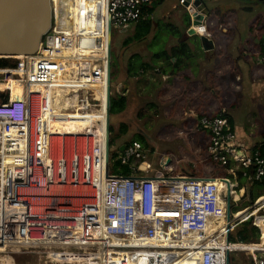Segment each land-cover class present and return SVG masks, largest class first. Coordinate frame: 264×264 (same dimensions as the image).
<instances>
[{
  "label": "built area",
  "instance_id": "1",
  "mask_svg": "<svg viewBox=\"0 0 264 264\" xmlns=\"http://www.w3.org/2000/svg\"><path fill=\"white\" fill-rule=\"evenodd\" d=\"M51 1L56 20L40 48L3 58L14 61L0 66V264L29 251L50 264H227V253L236 252L250 253V264H264V252L234 249L227 238L221 242L220 229L209 233L221 212L226 218L222 182L172 170L168 155L139 141L124 143L122 151L112 144L108 167L106 48L94 49L95 40L58 30L61 0ZM105 3L108 28L110 23L123 29L152 0ZM194 29L209 33L206 25ZM259 61L264 67V56ZM17 83L22 90L15 96ZM198 126L210 135L212 161L230 165L229 175L241 169L248 182L264 181V155L242 154L227 117L202 116ZM150 156L159 159V169ZM111 159L117 169L128 167L129 175L113 172ZM263 198L244 209L260 213ZM251 218L260 241L255 215L238 219L235 228ZM51 253L62 254L63 261Z\"/></svg>",
  "mask_w": 264,
  "mask_h": 264
},
{
  "label": "crops",
  "instance_id": "2",
  "mask_svg": "<svg viewBox=\"0 0 264 264\" xmlns=\"http://www.w3.org/2000/svg\"><path fill=\"white\" fill-rule=\"evenodd\" d=\"M185 1L188 0H175V2H168V0H152L151 5L145 8L144 15L141 18H147L151 23L150 33L154 34L153 37L163 31L166 41L163 42L161 50L170 53L173 48L180 46L181 42L186 43L189 51L185 52V50H182L178 55V59L176 57L171 59L173 65L178 63L177 71L171 74L174 69L167 68V73L164 74L159 70V67L164 66L165 62L164 60H158L155 57L154 48L150 43L145 44V50H147L148 53H139L142 49L139 45L143 44L144 39L149 35H146L142 40L133 39L126 42V40L134 38L137 35L135 32L125 38L120 47L119 52L121 55L129 54L127 64L125 65L126 75L125 78L122 79V82H124L125 79L135 82L139 77L142 78L148 76L149 73H158L156 79L154 77H148L149 82L158 81L170 84L171 82L175 83L176 79V83L182 79L181 88L184 89L185 92L194 91L196 89V94L199 97L198 101L195 106L193 104L191 108L186 107L185 104L182 108L181 106L178 107V111H176L178 114V122L176 125L182 124L184 126L185 129L179 130L177 134L184 137L190 145L194 144L197 149L194 148L192 151L190 149V152L186 150L183 152V155L177 159L180 161L184 159L185 167L189 166L194 170L197 168L202 170V176L200 177L205 178L211 174H206L204 168H201V165L199 166V164L208 165L210 163L211 157L207 153L210 135L207 131L199 129L198 122L200 117L227 114V116L222 117H227L229 122L231 121L230 124H232V130L237 136L238 143L242 146L243 155L250 153L251 151H259L258 148L264 141V133L261 134L254 128L247 129L244 120L239 119L238 114L236 113L242 105V103H240L241 98L247 99L250 103L251 100L256 103L260 93L262 91L264 92V67L261 65L258 57V53H260L261 49L258 46L257 41H254V34L251 31L253 19L260 13L257 8L258 1L260 0L253 1L256 5H254V9L252 8V12L242 10L243 7L249 5L248 3H245V1L204 0L210 9L206 28L208 26V20L215 15L217 16L213 19L215 23L221 22V20L225 18L226 13H230L229 11H233L236 15L235 22H229L230 27L222 26L221 24L217 27V31L220 32L219 37L223 35L222 37L224 38L216 40L211 33H208V35L214 40V47L208 51L203 49L198 36H191L188 34V29L191 26V15L188 10L189 7L184 4ZM95 2L97 5L100 2V7L104 4V0H96ZM164 4H166L165 7ZM68 19H70V15ZM65 25L70 26V24L66 23ZM211 25L213 24L211 23ZM169 42H172L173 44H168ZM141 65H146V68L142 69ZM225 80H228V82H234L233 91L235 93L226 90L222 94L224 96H220L218 93V89H220L219 83H225ZM124 87L125 90L119 95L127 97L124 92H133V89L131 87ZM120 89L121 88L119 87L118 93L120 92ZM148 148H150L152 152L155 151L152 146ZM193 151H195L197 158L189 160L186 156L187 154H192ZM149 159V161L154 164L153 167L159 169V159L153 156H150ZM210 167L214 168L211 164ZM211 170L212 169H210L209 172H211ZM180 171L181 170L178 168L177 172ZM247 185L248 183H246V189ZM221 189L223 194H225V191H227V185L222 183ZM244 192H246V190ZM234 198H238L237 193L234 195ZM248 210H250L249 213ZM258 210L259 209L257 208L239 210L234 219H236L238 214H243V218H237L243 220L250 215L258 213ZM260 216L264 215H259L257 218L259 227ZM217 221H224L222 227H220L221 230L219 231L221 233L222 241L224 239L226 231L225 227L227 225V219L223 216V212H221L220 216L215 221H212V224L210 225L212 231L218 230L215 225ZM241 246H243V248L240 249L242 251L244 248L248 247L244 245Z\"/></svg>",
  "mask_w": 264,
  "mask_h": 264
},
{
  "label": "rangeland",
  "instance_id": "3",
  "mask_svg": "<svg viewBox=\"0 0 264 264\" xmlns=\"http://www.w3.org/2000/svg\"><path fill=\"white\" fill-rule=\"evenodd\" d=\"M73 1L74 0H71V2ZM95 1L96 0H94V2L93 1L90 2L91 7L93 9H97V4ZM170 1L175 2V0H168V2ZM56 2L58 5V1ZM65 4L67 7H65ZM166 4H164V7ZM51 5H52V1H51ZM68 5L69 3H67L66 0H61V7L67 8L66 11H63V16L66 17L64 18L65 21L64 22L59 21L61 26H64V27H68L67 25H65V23L71 24L68 19L69 14L74 13L73 11L74 7L73 6L69 7ZM51 10H52L53 19L56 20V15L52 9V6H51ZM258 11L260 12L261 10H258ZM262 12L264 13V11ZM95 15L96 17L99 16L98 14H95ZM59 17H61V15ZM70 18H72L73 20V16ZM89 19H93V18L89 17ZM137 21H135L136 23L134 22L130 24L127 28H123V29L115 28V27L112 28V38H111L112 96L115 94L123 93V91L125 90L124 86L129 87V88L131 87L133 89V92H126V91L124 92L128 98V106L126 110L120 114L111 115L110 125H111L112 144L119 145V144L128 143L129 141H134L137 138L138 139L142 138L145 142V145L149 147L152 146V148L155 150V152H157L158 155L170 156L172 158L170 164L172 167H174V170L175 169L178 170L179 168L184 174H188V173L190 174L191 167L189 166L185 167V163H184L185 161H183L184 159L180 161L177 158L181 157L184 151L186 150L189 151L190 149L192 151V149L194 148L197 149V147H195L194 144L190 145V143L186 141L184 137L177 134L179 130H184L185 128L182 124L176 125V123L178 122V119H177L178 114L176 113V111H178L179 106H181L182 108L184 104L188 108H191L193 104L195 106L196 102L199 99L195 91L196 89L194 91L185 92L184 89L181 88L182 79L178 83H176L177 81L176 79L175 83L171 82L170 84H167L166 82L161 83L158 81L149 82L148 77H154L156 79L158 73H154V74L149 73L148 76H144L142 78L139 77L137 81L135 82L132 80H127V79H125V81L122 82V79H124L126 75L125 65L127 64L129 54L121 55L119 51H120L121 44L125 38L129 37L135 32L137 34L142 32L143 25L142 23H140L139 21L137 22ZM78 22L80 23V21ZM213 27L215 29L216 26L214 25ZM153 36L154 34H150L146 39H144L143 44L139 45L142 48L139 53L141 54L148 53V51L145 50L146 43L147 44L150 43V45L153 46L155 52L160 51L162 49L163 42L166 41L163 31L157 34V36L155 37ZM222 36L221 37L218 36V37L224 38ZM168 44H173V43L169 42ZM125 53H128V52H125ZM13 61L14 59L9 60V64L12 63ZM159 70L162 72V66L159 67ZM232 83H233V86H232ZM219 85H220V89H218V93L220 96H224L222 94L226 90L228 92L230 90L231 92L233 91V88H234V82H228V80L225 83L220 82ZM119 87L121 89H120V92L118 93ZM263 93H264L263 91L260 93V96L258 97L256 103H254L253 100H251V103H250V101H248L247 99L241 98L240 103H242V105L240 106V108L238 107L239 110L238 112H236L238 114V118L243 119L244 122L246 123L247 129L254 128L258 130L261 134L264 133V94ZM124 125L126 126V129H127L126 132H122V128ZM114 149H115V146H112L110 149L112 153ZM195 151H193L192 154H187L186 157H188L189 160L196 159L197 156L195 154ZM114 164L115 162L111 159L112 169L115 167ZM203 167H204V172L206 171V174H212L213 171L215 173L218 172L216 168H213V170L209 172V170L212 169L210 167V164L203 165ZM229 179L235 184L234 177H229ZM237 182L238 184H237V187L235 188V192L237 193L238 198L235 199L233 202V208H234L233 211L237 209H242L244 207L246 208L247 206L250 205L249 196L248 194H246V192L250 193L249 191L250 186L247 185V189H246L245 187L246 182L243 183L244 185H241L239 181ZM241 190L243 191L246 190V192H244L243 195H241V192H240ZM261 190L262 189L259 190L260 191L259 194L264 193ZM225 206H226V203H225ZM249 212L250 210H248V213ZM263 213H264V210L261 211L259 214H263ZM257 221H254V222L256 223ZM217 222H220V221H217ZM217 222L215 225L218 229H220L224 221H221L222 224L220 226H217ZM232 224H233L232 225L233 226L232 231H233V229L235 228V222H232ZM263 224H264V216L260 218V225H263ZM219 234L221 233L219 232ZM259 244H262V243H259ZM13 256H14V261H15L14 264H50L45 258L42 257V255L34 251H29L25 253H17ZM230 256H231V262L239 263V264H248V262L243 261L244 259L251 260V254L245 253V252L232 253ZM258 256H260V254ZM52 258L57 261H61V262L63 261V258L61 257H57V258L52 257Z\"/></svg>",
  "mask_w": 264,
  "mask_h": 264
},
{
  "label": "water",
  "instance_id": "4",
  "mask_svg": "<svg viewBox=\"0 0 264 264\" xmlns=\"http://www.w3.org/2000/svg\"><path fill=\"white\" fill-rule=\"evenodd\" d=\"M264 1V0H260ZM186 6L192 7L194 12L191 16V26L188 34L198 36L204 50L208 51L214 47V40L208 34H199L194 28L205 26L210 15L209 6L204 0H188L185 1ZM51 13V0H0V58H14L18 55L33 54L39 48L40 40H44L46 34L51 30L49 16ZM62 7V13L65 11ZM109 64H108V140H107V163L109 167V154L112 145L111 140V65H112V49L111 38L112 28L109 23ZM121 151L124 149L122 145ZM171 157H167V165L171 163ZM142 168V167H141ZM174 170V167H172ZM189 175L192 176L190 173ZM206 181L225 182L228 185L225 193L226 202V219L231 221L233 217V191L236 187L230 179L223 177L203 178ZM232 186V188H231ZM230 187V189H229ZM243 190H241L242 192ZM244 192V191H243ZM243 195V194H242ZM236 220V219H235ZM238 220V219H237ZM236 220V221H237ZM227 241H230L231 230L227 227ZM227 264H231V256L227 253Z\"/></svg>",
  "mask_w": 264,
  "mask_h": 264
},
{
  "label": "trees",
  "instance_id": "5",
  "mask_svg": "<svg viewBox=\"0 0 264 264\" xmlns=\"http://www.w3.org/2000/svg\"><path fill=\"white\" fill-rule=\"evenodd\" d=\"M240 1L241 2L245 1V3L249 4L248 6L243 7V9H242L243 11L245 10L247 12H252V8L254 9V5H256L254 3L255 0H240ZM257 5H258L257 8L259 10H261V11H260L259 15L254 17L253 22L251 24V31L254 34V36H253L254 37V41L255 40L257 41L258 46L261 49L260 53H258V57L260 58V57L264 56V48L262 46V44L264 42V13L262 12V11H264V1H258ZM239 10H241V9H239ZM229 12H230L229 14H228V12L226 13L225 18L222 19L221 22H219V23H215L213 21V19H214V17L216 15L213 16L210 20H208L207 31L209 33H211L216 40H219L218 36H219L220 32L217 31V27L219 26V24H221L222 26L230 27L229 22L230 21H234L235 22V18H236L235 13L233 11H229ZM64 18H66V17H64ZM141 18L139 19V22L142 23V25H143L142 32L137 34L134 38L126 40V42H129L130 40H133V39L142 40V39L145 38L146 35L148 36V35L151 34L150 33L151 32V23L149 22V20L147 18H145V19H141ZM88 20L89 21L95 20L96 22H98V18L96 16L93 19H88ZM211 23L213 25H211ZM214 25L216 26L215 29L213 27ZM41 44H42V42L40 43V46H41ZM182 50H185V52L189 51L188 46L184 42H181L180 46L173 48L170 53H167L164 50H160L159 52L158 51L155 52V54H154L155 57L158 60H164V62H165V65L162 66V73L166 74L167 73V68L174 69V70H172L171 74H173L174 72L177 71L178 63L173 65L171 59L173 57H176L178 59V55H179L180 52H182ZM16 57H20V56H16ZM8 64H9V60L8 59H0V66H7ZM141 68L145 69L146 65H141ZM127 106H128V98L126 96H121L119 94L113 95L112 96V101H111V115H117V114H120V113L124 112L126 110ZM216 116H227V114H221V115H215V116H209V117H216ZM230 123H231V121H230ZM126 131H127V129H126V126L124 125L123 128H122V132H126ZM134 141H139L145 147H149V146L145 145V142H144V140L142 138H139V139L137 138ZM130 142H132V141H129L128 143H130ZM258 149L264 155V141L262 142V145ZM209 164H211L214 168H216L218 170V172L215 173L213 171V173L210 176L205 177V178H212V177H218V176L219 177H237L238 181H239V183H241V185H244L243 183H245V182L248 183V185L250 186V189H249L250 193L246 192V194H248V196H249L250 206L253 205L254 201L258 197L264 195V193L259 194V192H260L259 190L260 189H262L261 191L264 192V181L248 182V180H245L243 178L242 170L236 171L235 175H229L227 173V169L230 168L229 167L230 165L229 166L228 165L227 166H220L217 163H215L214 161H212L211 159H210V163ZM200 165H201V168H202L204 164H199V166ZM212 170H213V168H212ZM113 172L121 174V175H129L130 169L128 167H126V166H121L120 169H117V165H116L114 167ZM191 174L194 177H200V176H202V170H200L199 168H197L195 170L191 169ZM254 215H255V219H256L255 221H257L258 216L259 215H264V214L255 213ZM262 217L263 216L259 217V221H260V218H262ZM247 218H245V219H247ZM245 219H243V220H245ZM221 224H222L221 221L217 223L218 226H220ZM260 229L262 231V236H261V239L259 241V236H260L259 230L253 224V218H251V219L239 224L235 229H233V231H232L233 235L231 234L230 241L232 243L239 242L241 244H249V243L259 244L261 242H264V224L260 225ZM243 261L244 262H248V264H250V262H251V260H246V259H244ZM231 263L232 264H239V263H234V262H231Z\"/></svg>",
  "mask_w": 264,
  "mask_h": 264
},
{
  "label": "bare ground",
  "instance_id": "6",
  "mask_svg": "<svg viewBox=\"0 0 264 264\" xmlns=\"http://www.w3.org/2000/svg\"><path fill=\"white\" fill-rule=\"evenodd\" d=\"M91 1L94 2V0H74L72 2V3H75L74 6H73L74 7V9H73L74 13L69 14V15H70V17L73 16V20H72V18L69 19V22L71 24L68 27L61 26V24L59 22V21L64 22L65 20H64V16L61 15V17H59V15H60V14L58 15L59 6L57 5V2H56L57 28H58V30L63 28L64 31L69 32V33H73L76 36L78 34H82V35L86 36L89 39L95 40L96 44L93 45L94 49H104V48H106V50H104V57H105V64H106V68H107V64H109V55H108V51H109V31H108V24H107L106 3H105V0H104L103 6L100 7L101 4L99 2V4L97 5V9H93L91 7V3H90ZM66 2L69 3V2H71V0H66ZM65 9H67V8H65ZM60 13H62V9H61ZM95 14L99 15L97 17L99 23L96 22L95 20H92V21L88 20L89 17L94 18L96 16ZM49 16H50L51 25H52V23L55 21L53 19L52 10H51V13H50V10H49ZM78 21H80V23ZM40 43H41V40H40L39 44ZM18 56H21V55H18ZM95 57H98V56L95 55ZM105 75H107V70L105 72ZM12 89H13L14 95L16 96V94L21 93L22 87H21L20 84L17 83L16 85L12 86ZM106 90H107V82L105 83V91ZM61 116H63V115H61ZM93 116H95V113L89 115V117H93ZM49 119H51V118H49ZM239 170H241V169H239ZM239 170H237V171H239ZM222 183H225V182H222ZM227 188H228V185H227ZM231 188H232V186H231ZM229 189H230V187H229ZM225 193H226V191H225ZM243 193L244 192L242 191L241 195ZM235 194L236 193L234 192L233 195H235ZM224 203H226V202H224ZM225 210H226V206H225ZM233 213H235V212L233 211ZM241 217L243 218V214L242 215L238 214L236 219L237 218H241ZM226 222H227V225L225 227L226 231H225L224 239L221 242L225 241V239L227 238V231H228L227 227L228 226H230V230H231V233H232V227H233L232 226L233 225L232 222H236V220L234 218H232L231 221H226ZM213 232H215V231H212L211 227L209 226V233L211 234ZM261 243L262 244L233 243L232 247L234 249H236V250H240V249L243 248V246H241V245H244V246H248V247L244 248L243 251H249L250 250L253 253L256 252V251L264 252V242H261ZM235 244H237V245H235ZM50 255L52 257H56V258L60 257V256H63L62 254L58 255V254H53V253H51ZM12 256L13 255L6 256L4 258L5 262L8 263V264H10V263L12 264L13 263Z\"/></svg>",
  "mask_w": 264,
  "mask_h": 264
},
{
  "label": "clouds",
  "instance_id": "7",
  "mask_svg": "<svg viewBox=\"0 0 264 264\" xmlns=\"http://www.w3.org/2000/svg\"><path fill=\"white\" fill-rule=\"evenodd\" d=\"M250 206V205H249ZM245 208V207H244ZM244 208H242V209H244Z\"/></svg>",
  "mask_w": 264,
  "mask_h": 264
}]
</instances>
